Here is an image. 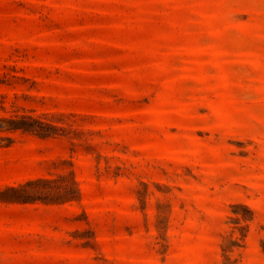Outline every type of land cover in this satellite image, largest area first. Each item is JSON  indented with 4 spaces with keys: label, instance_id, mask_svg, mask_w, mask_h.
Wrapping results in <instances>:
<instances>
[{
    "label": "rangeland",
    "instance_id": "rangeland-1",
    "mask_svg": "<svg viewBox=\"0 0 264 264\" xmlns=\"http://www.w3.org/2000/svg\"><path fill=\"white\" fill-rule=\"evenodd\" d=\"M0 264H264V0H0ZM64 181L58 180L61 184Z\"/></svg>",
    "mask_w": 264,
    "mask_h": 264
},
{
    "label": "trees",
    "instance_id": "trees-1",
    "mask_svg": "<svg viewBox=\"0 0 264 264\" xmlns=\"http://www.w3.org/2000/svg\"><path fill=\"white\" fill-rule=\"evenodd\" d=\"M58 126L29 114L0 117V132L32 133L39 136L53 135ZM64 181L57 183L58 180ZM80 189L77 180L68 175L59 178L38 177L17 185H8L0 192V200L9 202L70 201L77 198Z\"/></svg>",
    "mask_w": 264,
    "mask_h": 264
}]
</instances>
